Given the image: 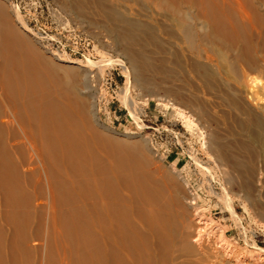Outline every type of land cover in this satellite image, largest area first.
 <instances>
[{
    "label": "bare ground",
    "instance_id": "obj_1",
    "mask_svg": "<svg viewBox=\"0 0 264 264\" xmlns=\"http://www.w3.org/2000/svg\"><path fill=\"white\" fill-rule=\"evenodd\" d=\"M62 1L125 59L101 66L202 124L233 217L236 184L264 220V0ZM28 32L0 0V264H264L142 139L96 123L85 63L55 61Z\"/></svg>",
    "mask_w": 264,
    "mask_h": 264
},
{
    "label": "rangeland",
    "instance_id": "obj_2",
    "mask_svg": "<svg viewBox=\"0 0 264 264\" xmlns=\"http://www.w3.org/2000/svg\"><path fill=\"white\" fill-rule=\"evenodd\" d=\"M7 1L12 10L19 11L32 31L28 32L30 37L40 50L46 54L53 53L55 61L79 59L86 64L90 86L87 93L94 95L95 120L99 126L114 130L119 135L126 134L129 139H142L156 164L172 170L180 181L189 182V190L194 192L201 211L223 228L222 234L226 238L223 237L237 251L243 252L238 253L264 249V229L256 227V224L264 226V220L254 215L243 191H239L235 184L231 189L233 192H227L236 218L223 202V178L210 158L205 139L199 131L202 124L198 120L190 117L195 124L188 127L184 121L187 114H178V110L163 99V92L157 91L160 99L152 98L144 94L140 87L130 82L126 84V75L119 64L101 66L107 58L125 59L100 39L98 27L76 17L64 7L62 0ZM126 88L133 99L128 105L121 98ZM173 163L175 172L171 169Z\"/></svg>",
    "mask_w": 264,
    "mask_h": 264
},
{
    "label": "built area",
    "instance_id": "obj_3",
    "mask_svg": "<svg viewBox=\"0 0 264 264\" xmlns=\"http://www.w3.org/2000/svg\"><path fill=\"white\" fill-rule=\"evenodd\" d=\"M256 227H257L259 230H261V228L264 229V226H261V225H259V224H258V226H257V224H256Z\"/></svg>",
    "mask_w": 264,
    "mask_h": 264
}]
</instances>
